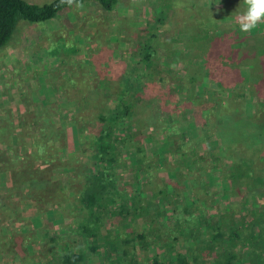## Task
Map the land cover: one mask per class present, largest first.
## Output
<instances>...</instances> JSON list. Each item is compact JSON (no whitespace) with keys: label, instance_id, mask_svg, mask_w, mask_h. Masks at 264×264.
I'll return each mask as SVG.
<instances>
[{"label":"trees","instance_id":"1","mask_svg":"<svg viewBox=\"0 0 264 264\" xmlns=\"http://www.w3.org/2000/svg\"><path fill=\"white\" fill-rule=\"evenodd\" d=\"M93 1L105 11L118 2ZM239 2L241 7L234 4L225 13L224 2L213 15V7L199 0H154L157 23L181 12L179 26L192 29L181 40L184 49L176 48L169 57L200 58L189 64L188 77L167 98L145 94L154 63L151 51L156 50L151 39L145 40L139 61L123 69L114 90L91 101L76 98L78 110L70 117L58 114L59 124L24 126L19 134L29 144L19 146L14 135H7L10 142L0 146V173L9 177L0 190V264L132 263L136 254L131 249L159 245L158 224L173 240L192 238L193 246L177 249L163 241V259L154 253L137 264H204L208 255L213 264H233L246 249L264 251V27L255 33L241 32L236 22L229 30L219 27L221 14L244 11ZM69 6L61 0H0V48L20 20L44 21ZM198 85H203L201 93ZM105 87L112 88L110 80ZM246 91L256 97L248 109ZM90 105L89 115L82 110ZM70 121L80 140L66 156L64 123ZM183 123L190 126L189 138L179 130ZM157 135L171 139V151L184 156V167H174V179L152 146ZM212 139L219 150L217 178L226 184L223 193L230 202L215 212L203 207L212 192L206 172L213 166L193 153ZM85 152L90 159L84 163ZM65 165L82 174L79 185L73 175L58 176ZM238 203L245 211L238 212ZM55 210L73 217L66 237L49 219ZM137 219L147 227L138 230L131 224Z\"/></svg>","mask_w":264,"mask_h":264},{"label":"rangeland","instance_id":"2","mask_svg":"<svg viewBox=\"0 0 264 264\" xmlns=\"http://www.w3.org/2000/svg\"><path fill=\"white\" fill-rule=\"evenodd\" d=\"M239 1L199 0L205 6L213 7L211 11L213 15H215V7L220 6V4L223 3L224 6V2L228 3V6L225 5L222 8V12L225 8L233 11L234 4H239L241 7L242 4ZM153 2L154 0H120L118 4H115L116 11L113 13L106 11L103 13L104 9L102 10L98 3L91 5V3L86 2L83 4L85 7L79 8L78 11L76 8H72L71 18L68 17L67 11H63L50 23L20 20L9 40L0 48V146L5 147L10 142V137L7 136L10 133L11 137L14 135L15 140L20 142L18 143L19 146L24 143L29 144V142H25V138H21L19 129L23 125L20 114V111L24 110L22 108H26L27 113H30V105L27 103V98L30 95H43L47 98L45 94L47 91L56 92L64 97V108L71 107L72 110L77 111L78 100L76 101V98L84 100L89 98L86 100L91 101L97 96H105L109 90H114L116 80L122 76L123 69L139 61L142 54L138 52V49L141 47L142 41L145 40L151 39L149 43L153 44L156 49L151 51V58L154 63L150 68L151 76H148L150 80L147 81L145 94L159 98H167L172 94L173 87L177 82L179 80L185 81L184 77H188L189 64L191 66V63L200 62V58L196 56L192 59L186 58L184 61L181 59L176 61L169 57L176 48H183L181 40L189 38L192 29L191 27L187 28L188 26L183 28L179 26L182 19L181 12H173L169 21L157 23ZM65 15H67L69 23L66 22ZM183 15L185 16V13ZM235 17L231 12L221 14L219 27L229 30L231 28L229 26L235 22ZM70 22L71 25H69ZM263 27L264 23H261L251 32L255 33ZM180 29L185 31L181 32ZM214 30L215 25L212 28V31ZM75 49L76 51L83 50L85 53L78 56ZM108 80L112 85L110 89L105 87ZM113 84L115 85L113 86ZM96 85H99V88H95ZM202 86L198 85L200 93ZM254 100L256 97L246 91L247 109L250 108L248 105H251V101ZM96 109L94 106V111ZM82 111L87 114L92 113L93 107L90 105L88 109ZM33 114L28 115L27 125H43V123L32 121ZM65 125H69L70 133H68L66 140L62 139L65 143L62 146V151L67 156L74 147H78L80 136L74 122L70 121ZM179 130L185 138H189L190 126L188 124L183 123ZM167 139L161 138L159 135L154 136L152 146L158 150L160 162L165 164L167 175L174 179L178 165L184 167L182 163L184 156L179 152L173 153L170 148L172 140ZM193 153L199 159L203 157L210 159L213 166L210 169L211 172H206L212 192L207 203H203V207H206L207 211H222L230 202L226 199L227 194L223 193V187L226 184L217 178L219 166H215V163L219 159V150L215 140L209 141L207 146L197 147ZM85 154V156L81 155L84 163L90 159L87 155L88 152ZM72 164L74 165V163ZM73 165H65L56 172L58 176L61 173L66 176L73 175L77 180L76 184L79 185L82 182L80 179L82 174L74 173ZM78 172H80V166ZM8 179L7 173H0V190H3ZM184 183L186 187L190 186L188 179H185ZM242 207L239 203L237 204L238 212L245 211L246 206L242 205ZM49 219L53 220L62 237L67 236L66 227L70 219H72L70 223L74 224L72 223V216L59 213L57 210L55 213L51 212ZM131 224L137 225L138 230L147 227L142 220L138 219L132 221ZM156 227H160L159 231H161L157 241L159 247L151 242L148 250L145 251L143 246L138 249L139 245L136 244L138 245L137 250L131 249L136 254L135 260L149 261L154 253H158L160 259H163L166 255L161 246L163 241L173 242L177 249L183 247L184 250L186 246H193L194 244L192 238L186 240L182 236H178V240H173L167 234L168 231H165V227L160 224ZM85 242L86 240H84ZM117 242L121 243L120 238H117ZM118 246L119 248L123 247L122 243ZM197 253L202 258L203 255L199 253L198 248ZM189 256L192 258L191 255ZM204 257V264H213L212 255ZM135 260H132V263L128 262V264H137ZM232 261L233 264H264V251L253 254L249 249H246L242 253V257L234 258Z\"/></svg>","mask_w":264,"mask_h":264},{"label":"crops","instance_id":"3","mask_svg":"<svg viewBox=\"0 0 264 264\" xmlns=\"http://www.w3.org/2000/svg\"><path fill=\"white\" fill-rule=\"evenodd\" d=\"M28 1H31V2H37V3H42V2H45V1H49V0H44V1H35V0H28ZM86 2H89L91 3V5H93L94 3H97L96 1H93V0H86L80 4H82V7H85L83 6L84 3ZM120 2V0H118L117 4ZM81 7V8H82ZM72 8H76L77 11L79 10V8L76 7V5H71L65 9H63L61 12H59L56 16L52 17V18H49V19H46L44 21H41V22H47V23H50L52 20H55L58 16H60L61 13H63V11H67V15L69 18H71V11H72ZM103 10V9H102ZM105 10H103V13H104ZM116 11L115 10V7L111 10V11H106V12H114ZM67 15H65V18H66V22L69 23L68 21V17ZM71 25V22L70 24ZM71 39V38H69ZM75 52L77 53L78 56H82V54L85 53V51L83 50H79V51H76L75 49ZM62 90V88H60ZM89 92H91V89H89ZM44 93H45V90H44ZM46 97H44L43 95L41 96H32L30 95L27 99V103L28 105H30V113H27V110L26 108H22L24 109L23 111H20V114H21V121H22V127L19 129L21 130L24 126H28L27 125V122L29 120L28 118V115L29 114H33V117H32V121L35 122V120H39V123H48V124H52L51 122H54L56 124H59L60 121L58 120V114L59 115H64V116H71L70 114L75 112L74 110L71 109V107H67V108H64V97L62 95H59L57 94L56 92L54 93H51V91H47L46 93ZM72 99V98H71ZM70 99V100H71ZM75 103V102H74ZM75 107V106H74ZM35 109V110H33ZM65 125V123H64ZM68 126H66V128L68 129ZM67 134L70 133L69 132V129L67 130ZM69 135V134H68ZM68 137V136H67ZM9 142V141H8ZM7 145V144H6ZM2 147V146H1Z\"/></svg>","mask_w":264,"mask_h":264},{"label":"clouds","instance_id":"4","mask_svg":"<svg viewBox=\"0 0 264 264\" xmlns=\"http://www.w3.org/2000/svg\"><path fill=\"white\" fill-rule=\"evenodd\" d=\"M61 3L70 6L75 3L77 8L82 7L78 0H61ZM243 5L244 11L236 14L235 22L241 32L248 33L264 23V0H243Z\"/></svg>","mask_w":264,"mask_h":264}]
</instances>
